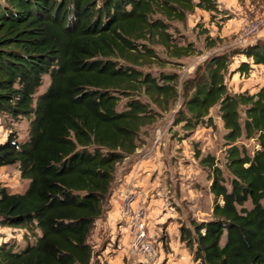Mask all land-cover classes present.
Returning <instances> with one entry per match:
<instances>
[{
  "label": "trees",
  "instance_id": "1",
  "mask_svg": "<svg viewBox=\"0 0 264 264\" xmlns=\"http://www.w3.org/2000/svg\"><path fill=\"white\" fill-rule=\"evenodd\" d=\"M196 9L217 7L213 0H0V115L30 120L27 141L12 131L0 144V167L18 165L29 181L23 194L0 185V226L41 233L22 251L0 245V264H92L89 239L117 165L179 97V75L154 77L136 67L157 59L155 45L176 58L195 54L191 44H174L169 30ZM238 57L248 60L233 71L240 75L264 65V39L209 57L183 81L173 117L192 133L212 126L210 112L219 107L227 131L230 187L215 158L197 152L211 171L213 219L179 230L198 264H264V86L230 93L226 75ZM45 77L49 86L37 96ZM241 139L259 149L250 155Z\"/></svg>",
  "mask_w": 264,
  "mask_h": 264
},
{
  "label": "rangeland",
  "instance_id": "2",
  "mask_svg": "<svg viewBox=\"0 0 264 264\" xmlns=\"http://www.w3.org/2000/svg\"><path fill=\"white\" fill-rule=\"evenodd\" d=\"M213 1L217 7V1ZM238 1L241 6H248L255 12L259 8V0ZM248 12L249 18H253L254 14H251L249 10ZM237 15L239 17H236ZM190 18L193 24L188 22ZM235 18H243L245 21L249 19L244 18L239 12L237 14L230 7L224 10H219L217 7L215 12L210 13L209 24L214 26L213 30L218 33L226 27L229 20L232 21ZM188 20L186 24L171 22L169 33L172 34L174 44L178 46L191 44L196 50L195 54L176 58L172 52H168L160 45H155L151 47L155 50L157 59L153 58L152 63L136 67L143 73H151L154 77H159L161 74L179 75L177 86L179 97L176 103L169 111L161 112L155 123L142 129L138 141L140 148L135 155L137 161H134L137 165L136 172L139 173L138 178L149 177L148 187L137 184L132 187L139 194L138 203H142L146 208L149 231L153 236L158 254L155 264H198L194 261L193 251L180 241L179 233L182 226L193 230L191 225L193 221L202 223L213 219L214 196L210 192L211 171L201 165L200 159L196 158L197 152L201 153V157L211 155L215 158L216 166L223 170L226 185L230 187L231 176L226 166L229 146L224 139L227 131L224 129L219 107H214L210 112L212 126L201 125L192 133L186 132L182 125L175 126L173 117L183 103L182 83L193 76L197 64L207 57L206 53L210 52L208 50L211 48L210 43L214 41V44L223 50L230 41L238 38L241 31L234 35L232 40L219 36L211 39L209 35L211 30L206 27L207 22L204 21V16L195 13L194 16L189 15ZM233 49L235 48L229 50ZM241 62V57L233 60L230 71L226 75L228 89L233 94L245 91L255 92L256 88L264 85V65L261 67L253 65L252 71L247 75L234 73L233 71ZM49 83V78L45 77L37 96L47 90ZM138 98L149 103L154 111H159L149 102L145 94H138ZM126 101L122 98L118 107L119 111L124 109ZM29 122L27 118L16 122L5 114L0 115V144L6 141L12 131L18 133L20 142L27 141ZM158 131L161 132V142L159 146L154 147ZM238 145L244 146L250 155L259 149L255 140L241 139ZM145 159L149 161L148 166L151 167V170L147 172L145 170L148 167L141 168L140 163ZM129 164L131 165V162ZM129 164L126 166L122 165V162L118 164L116 173H130L132 167ZM0 185L11 194H23L27 190L29 181L21 178L18 165H12L0 167ZM108 204L109 202L104 208L103 216L96 222L89 239L94 251L92 264H138L139 258L129 250L127 225L119 220L120 206L118 207V223L113 219L110 223L108 218L111 210ZM246 207L251 208V203H247ZM40 234L37 230L32 233L25 228L0 226V245L9 244L14 250L22 251L28 244H34Z\"/></svg>",
  "mask_w": 264,
  "mask_h": 264
},
{
  "label": "crops",
  "instance_id": "3",
  "mask_svg": "<svg viewBox=\"0 0 264 264\" xmlns=\"http://www.w3.org/2000/svg\"><path fill=\"white\" fill-rule=\"evenodd\" d=\"M216 1L218 3L217 7L219 10H224V8L230 7L237 14L239 12L240 15H242L244 18H249V16H250V13L248 12V10H249L251 12V14H254L253 15L254 17L251 19L249 18L246 21L243 18H242L243 20L240 18H235V20H232V21L229 20L230 22L227 23L226 27H224V29H222L221 32L217 33L213 30L215 27L210 26V24H209L210 13H212V12H207L205 10L196 9V11L193 14L195 15V13H196L197 15L201 14L202 16H204V21L207 22L206 27L209 30H211V33L209 34L211 39H215L219 36L220 38H223V39L232 40L234 35L238 34L250 20L257 18L262 13H264V0H259V2H258L259 8L256 10V12L253 9L251 10L248 6H246V7L241 6L238 0H216ZM193 14H191V15L194 16ZM236 17H239V16L237 15ZM188 22L193 24V21L191 18L188 20ZM237 39H234L232 42L230 41L229 45H227L226 48H224L223 50H221L220 48H218V46H216L214 44L211 48H209L208 51H210V52L206 53V54H208L207 57L203 58L202 61H200L197 64L196 68H198L202 63H204L210 56L223 54L225 52H228L229 49H231V48H241V47L250 46V45L255 44L258 40L264 39V28L261 30V32L258 34V36L248 39L243 45H240L238 43ZM204 51H207V50H204ZM241 61L243 62V61H248V60L244 57H241ZM256 66L261 67L263 65H256ZM263 86L264 85H260L258 88H256V91L255 92L252 91L251 94L257 93ZM139 148L137 149V151L134 155L130 156L129 158H126L122 162V165H125V166L131 162V165L129 164L130 167H132L131 172L130 173L127 172L126 174H121V173L115 172L116 178H114V182H113L114 187L112 188V195H111V198H110L109 204H108V207H110V210H111V212L109 213V218H108L109 222L111 221V219H113V220H115L116 223H118V215H119V209H118L119 204H118V200H117L118 192L125 191V190L129 189L131 187V185L135 186V184L145 185V187H148V185H149V184H147L149 177L146 176L144 179L143 178L139 179L138 178L139 173L136 172L137 165L135 162L137 160L135 159L136 158L135 155L138 154ZM132 161L133 162L135 161V162L133 163ZM140 163H141V168L146 167V166L148 167V168L146 167L147 169L145 170V172H147L148 170H151V167L148 166L149 161H146V159L141 161ZM134 173L136 174L135 176L133 175Z\"/></svg>",
  "mask_w": 264,
  "mask_h": 264
},
{
  "label": "built area",
  "instance_id": "4",
  "mask_svg": "<svg viewBox=\"0 0 264 264\" xmlns=\"http://www.w3.org/2000/svg\"><path fill=\"white\" fill-rule=\"evenodd\" d=\"M264 28V13L250 20L241 30L238 43L243 45L248 39L258 36ZM155 146L161 142V132H157ZM138 193L131 187L118 192L117 200L120 206L119 220L126 223L129 236V250L139 258L138 264H155L158 254L154 245L153 236L149 231L146 208L138 203ZM137 203L135 206L134 204Z\"/></svg>",
  "mask_w": 264,
  "mask_h": 264
}]
</instances>
